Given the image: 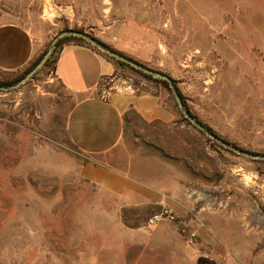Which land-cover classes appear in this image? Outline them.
<instances>
[{
	"label": "rangeland",
	"instance_id": "374dc122",
	"mask_svg": "<svg viewBox=\"0 0 264 264\" xmlns=\"http://www.w3.org/2000/svg\"><path fill=\"white\" fill-rule=\"evenodd\" d=\"M0 24L29 31L40 53L62 32L85 33L175 80L220 142L264 156V0H0ZM41 68L0 91V264H264V160L178 115L147 124L132 113L123 147L84 154L67 135L73 99L51 63ZM115 80L168 96L127 68ZM93 162L170 202L107 192L83 177ZM162 209L172 220L149 227Z\"/></svg>",
	"mask_w": 264,
	"mask_h": 264
},
{
	"label": "crops",
	"instance_id": "0c3cea01",
	"mask_svg": "<svg viewBox=\"0 0 264 264\" xmlns=\"http://www.w3.org/2000/svg\"><path fill=\"white\" fill-rule=\"evenodd\" d=\"M41 53L29 31L15 24H0V71L21 73ZM53 72L73 99L66 121L68 138L84 154L109 156L123 147L128 112L147 124H172L177 115L168 96L161 94L114 90L103 98L101 82L115 78L118 70L113 62L87 46L64 45L56 54ZM83 177L115 196L129 192L155 204L170 202L161 191L131 180L106 163L85 165Z\"/></svg>",
	"mask_w": 264,
	"mask_h": 264
},
{
	"label": "water",
	"instance_id": "95a60500",
	"mask_svg": "<svg viewBox=\"0 0 264 264\" xmlns=\"http://www.w3.org/2000/svg\"><path fill=\"white\" fill-rule=\"evenodd\" d=\"M65 36H73V37H78V38H82L84 39L86 42H88L90 45L96 47L98 50H100L101 52H103L104 54L110 56L111 58H114L115 60L121 61L123 63H126L128 65H130L131 67H133L134 69L143 72L144 74L150 75L152 76L154 79H158V80H163L165 82L168 83L169 88L173 94V97L175 99V102L177 104V107L179 109V111L181 112V114L183 115V117L190 122L195 128H197L198 130H200L201 132L205 133L209 138H211L212 140H214L215 142L219 143L222 147L238 154V155H242L251 159H259V160H264V156H260V155H252L249 154L245 151L239 150L238 148H235L233 146H230L228 144H226L225 142H220L215 136L209 134L201 125H199L197 123V121L195 119H193L184 109L183 104L181 102V99L176 91V89L173 86V82L172 80L157 71H153L137 62H134L133 60H129L128 58H126L125 56H122L120 54H118L117 52H114L106 47H104L103 45L99 44L96 40H94L93 38H91L90 36L77 32V31H66V32H62L59 35H57L49 49L47 50V52L45 53V55L42 57V59L40 60V62L23 78L21 79L19 82H17L16 84L10 85V86H0V91H6V90H13V89H17L20 86H22L23 84H25L27 81H29L32 76L45 64V62L48 60V58L51 56L54 48H55V44L57 43V41Z\"/></svg>",
	"mask_w": 264,
	"mask_h": 264
},
{
	"label": "trees",
	"instance_id": "16d2710c",
	"mask_svg": "<svg viewBox=\"0 0 264 264\" xmlns=\"http://www.w3.org/2000/svg\"><path fill=\"white\" fill-rule=\"evenodd\" d=\"M77 32H79V31H77ZM80 33H82V32H80ZM83 34H85V33H83ZM88 36H89V35H88ZM91 38H92V37H91ZM93 39H94V38H93ZM94 40H95V39H94ZM97 42H98V41H97ZM70 43L75 44V45L87 46V47L91 48L93 51H95V52L98 53L99 55H101V56L105 57L106 59H108L109 61L113 62V64H114L115 67L117 68V70H119L120 68H127V69H129V70H131V71H133V72H135V73L141 75L142 77L148 79V80H152V81H154L155 83H158L163 89H165V90L168 92V96H169V98L172 99V100H174L173 94H172V92H171V90H170L169 85H168L167 82H165V81H163V80L154 79L152 76L147 75V74H144L143 72L134 69L133 67H131L130 65H128V64H126V63H123V62H121V61L115 60L114 58H111L110 56H108V55H106V54L100 52V51L97 50L95 47L91 46V45H90L88 42H86L84 39H82V38H78V37L65 36V37L59 39V40L57 41V43L55 44V48H54V50H53L51 56L48 58V60L45 62V64L42 66L41 69H45V68H47V67L49 66V64L51 63V64L53 65V70H54V65H55V61H56V54L58 53V51H59L64 45H66V44H70ZM98 43L101 44V45H103V44L100 43V42H98ZM103 46L106 47L105 45H103ZM106 48H108V47H106ZM108 49H109V48H108ZM110 50H111V49H110ZM112 51H113V50H112ZM46 52H47V50L44 51V52H42V53H41V54H40V55L34 60V62H33V63H32V64H31L26 70H24V71L21 72L20 74L14 76V77H7L6 79L0 81V86H10V85H13V84H16L17 82H19L21 79H23V78H24V77H25V76H26V75H27V74H28V73H29V72H30V71H31V70H32V69H33V68H34L39 62H40V60L42 59V57L45 55ZM114 52H116V51H114ZM118 54H119V53H118ZM120 55H121V54H120ZM122 56H123V55H122ZM128 59H129V58H128ZM129 60H131V59H129ZM134 62H135V61H134ZM170 79H171V78H170ZM171 80H172V79H171ZM172 82H173V86H174V88L176 89V91H177V93H178V95H179V97H180V99H181V102H182V104H183V107H184L185 111H186V112H187V113H188L193 119H195V120L197 121V123H198L199 125H201V126H202V127H203V128L209 133V134L213 135L212 132L210 131V129H209L206 125H204V124H202L200 121H198V120L196 119V117H194V116L188 111L187 106H186V104H185V101H184V99H183L181 93L179 92V90H178L177 87H176V82H175V80H172ZM173 108H174L176 114H177L178 116L181 117L182 121H184V122H186V123H188V124L190 125V123H189V122L183 117V115H182L181 112L179 111V109H178L176 103H174ZM128 114H130V112H128L126 116H128ZM126 116H125V118H126Z\"/></svg>",
	"mask_w": 264,
	"mask_h": 264
},
{
	"label": "built area",
	"instance_id": "2783aa9c",
	"mask_svg": "<svg viewBox=\"0 0 264 264\" xmlns=\"http://www.w3.org/2000/svg\"><path fill=\"white\" fill-rule=\"evenodd\" d=\"M119 81H116L115 78H107L101 82L100 85V94L102 95L103 98L108 97V94L111 91H119L118 87L120 85ZM127 89L130 90V87ZM164 219L172 220V216L170 212H168L166 209H162L159 212L154 213L152 216H150L147 220V225L149 227L156 226L159 222H161Z\"/></svg>",
	"mask_w": 264,
	"mask_h": 264
}]
</instances>
